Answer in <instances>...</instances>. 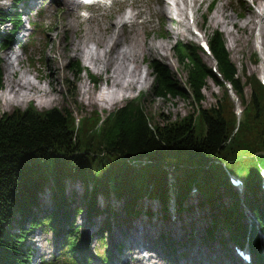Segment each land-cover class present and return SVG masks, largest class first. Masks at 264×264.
<instances>
[{"label": "trees", "instance_id": "obj_1", "mask_svg": "<svg viewBox=\"0 0 264 264\" xmlns=\"http://www.w3.org/2000/svg\"><path fill=\"white\" fill-rule=\"evenodd\" d=\"M211 38L223 81L232 86L245 107L237 128L224 83L213 76L198 56L194 58L195 65L179 58L187 86L169 66L155 63L152 101L186 103L192 111L182 118L160 114L151 119L152 115L149 117L138 101L128 103L102 122L99 118L79 122L81 128L77 129L67 109L53 108L39 112L28 108L23 112L15 110L12 114L0 115V264H30V246L26 242L30 230L46 224L59 232L56 226L58 218L66 213L69 203L66 193L68 181L78 180L93 186L91 195L88 192L84 194L91 202L88 200L87 206H83L86 213L91 214L98 211L97 196L107 197L112 186L117 185L120 175L123 177L128 160L144 156L158 159L164 152L200 157L201 163L212 158L227 163L251 158L230 167V170L248 175L253 173L257 158L252 156L264 150V89L254 86L252 82L255 80L249 79L252 92L250 101H245V85L231 64L225 44L220 41L219 34H213ZM71 69L78 76L80 68L73 66ZM1 77L0 67V88ZM208 77L223 90V97L227 100L225 107H222L225 104L221 100L209 109L202 106L206 99ZM74 86L71 90L68 88L67 97L75 103ZM198 173V170L187 171L188 179L176 181L179 204L188 191L186 184L199 179L206 203L213 209L212 204L223 196L222 189L228 190L229 187L224 171L217 168L210 172V176L196 179ZM45 192H48L51 201V209L46 212L42 203L44 199L38 196ZM81 201L85 203L84 199ZM237 207L234 204L233 211ZM253 207L264 230V212L259 207ZM80 211L83 212L82 208ZM217 216L211 215L213 224L206 233L215 229ZM65 234L69 236L74 231L69 228ZM76 247V241L68 244L72 253Z\"/></svg>", "mask_w": 264, "mask_h": 264}, {"label": "rangeland", "instance_id": "obj_2", "mask_svg": "<svg viewBox=\"0 0 264 264\" xmlns=\"http://www.w3.org/2000/svg\"><path fill=\"white\" fill-rule=\"evenodd\" d=\"M139 2L134 6V10L140 11L142 13L141 17L144 19H147L146 7L141 2L142 0H138ZM144 3H146V0H143ZM216 4L213 8V11H209V2L211 0L206 1L204 4H202L199 8H197L198 12V18H199V25L203 24V18L202 15L205 13V17L207 18V24H204L203 31L206 36L209 35V33L212 32V29H221L224 32L225 39H226V47L228 51L230 52L231 58L233 62L236 64L239 74H242L243 77L244 74L247 75H253L257 74L262 77H264V72H260L262 68H264V61H261L262 63L258 65H254L252 63V55L254 54L255 49L252 51L246 49V44L253 46L259 45V43L264 47V15L259 13V8H255L254 10H250L248 14L245 16V19L242 21L237 20L236 13H239L240 9L236 10L234 8H228V3L226 0H215ZM227 3V6L225 7V14L227 15V18L216 22L211 21V16L213 15V12L217 9V7L221 4L225 5ZM11 2L10 0H0V10H8L10 8ZM129 4H127L128 6ZM158 6H160V3L158 2ZM154 6L153 9L155 7ZM168 10H170V7H166ZM196 8V7H195ZM37 10V8H36ZM155 11V9H154ZM157 12V11H155ZM158 13V12H157ZM109 17L111 20H116L118 17V14H116V10L109 9L105 12H101L100 16L98 17V24L104 23L106 25L108 23L107 18ZM252 20L253 25L246 26V19L249 18ZM37 17H34L33 19H36ZM24 26L21 28V31L18 32L16 35L18 38V44L12 43L10 47H7L4 50H0V57L2 60H4V65L2 68L3 74H4V67L5 63L10 62V58L14 56L12 52H15L19 54L16 47L21 45L25 49H27V53H21L20 61L21 64L15 66V69L17 71L15 76H10V81L16 80V78L23 74V72L27 71L30 74H28V77H33L34 75L40 74L41 78L44 77V79L41 80H35L36 84L38 86L43 85L45 86L46 93L48 94V98H43V102L49 101L50 103L47 104V106H41L40 105V98L39 97H33L30 100H26L25 103H23L21 106L16 105H7L5 106L2 100H0V115L5 114L9 115L12 114L15 110H19L20 112L25 111L28 108H35L39 112H44L47 110H51L53 108H60V109H67L70 110L71 113L74 114L75 119H80L85 116H91L93 112H99L103 117L104 114L109 113L108 111H114L117 109H120L121 107L126 106L129 101L132 100H139L141 104L143 105L144 109L147 110V114L150 117V114L152 115L150 118L152 119L154 116H159L162 114L163 116H167L168 114H172L174 117H185L189 113H191L190 106L186 103H183L181 101L178 102H167L162 100H156L155 103H153V92L151 95L152 90V80L149 81L148 76L147 78L142 77H136V80L131 77L130 80H133L132 88L129 90L121 91L117 87H111V85L106 84L105 79L106 75L101 74L98 72L95 67L90 66L91 68L87 67V62L83 59V57H75V54L67 48V42H70L72 40H78L77 34L83 33L84 25H80L77 27V29H74L72 31H69L68 33H63V29L55 30L56 25L63 26L66 23L61 20L60 18L56 20V22H53V20L49 21V23L44 27V29L39 32H32L27 24L26 19H24ZM165 21V31L168 33V41L169 44H173L174 40H179L180 38L184 41L191 42L190 36L185 33L184 35L174 36L173 31L177 27V23L170 24L167 22V18H164ZM249 27V28H248ZM9 27L4 26L2 27V30L8 31ZM151 29L154 31V27L151 26ZM181 31H184L183 26H180ZM148 36L147 40H152L153 43L163 42L159 40V36L157 34ZM22 32L24 35H22ZM142 38V37H141ZM240 41V44H239ZM34 42H41L45 49L42 48L41 45H35ZM20 43V44H19ZM18 45V46H17ZM42 51V55L40 56V62L37 66L32 65V61L30 59L35 60V58H38L37 53ZM166 49L161 52V54H166ZM12 51V52H11ZM60 52V54H59ZM155 55V54H154ZM262 58L264 60V51H261ZM155 58H162L159 52L156 53ZM146 59V57H145ZM77 60L80 62L81 66L86 68V73L82 72L81 74H78L76 76L75 73H73L71 69V65L74 63V61ZM142 58L137 59V64L139 66L140 72L142 71V68H144L145 60L142 62ZM6 64V65H7ZM31 66V67H30ZM35 68V71L33 68ZM123 69V68H122ZM51 71L54 73L51 75ZM38 72V73H36ZM93 74V76L101 78V83L97 86H93L91 83H89L88 73ZM139 72V73H140ZM99 73V74H97ZM128 73V72H127ZM139 75V74H138ZM148 75V73H147ZM150 76V73H149ZM78 78V79H77ZM32 79V78H31ZM9 81V83H10ZM44 83H42V82ZM130 82V81H129ZM11 84V83H10ZM75 84L74 88L76 89V101L75 103L71 98L67 97L68 88L71 90ZM143 86V87H142ZM250 87L247 88L246 94L249 97ZM4 90V91H3ZM116 91L115 94L113 92ZM8 92L6 87L5 79L3 81V88L0 90V96H3ZM43 93L42 91H39ZM100 94H103L105 97L110 95V101H113L114 99L116 102L110 106L107 107V111L101 110L102 106H96L93 105L88 106L85 102L88 101H98L100 98ZM139 96V98H138ZM205 102L203 103V107L205 109H209L212 107V105L216 104V101L221 100L226 106L227 100L226 97H223V90L214 85L211 81L208 82L207 89L205 90ZM46 99V100H45ZM45 100V101H44ZM138 101V102H139ZM152 101V102H151ZM98 103V102H97ZM51 104V105H50ZM234 110L239 111L241 110V106L238 103L236 105V102H234ZM238 113V112H237ZM176 119V118H175ZM128 179L127 182L124 183L122 187V191L125 190H131L133 189V183L135 178L142 177L143 172L140 173L141 170H137L133 167L128 166ZM147 170L151 173V179L157 180L158 177L161 175V171L158 170L155 166L148 167ZM86 186V185H85ZM75 194L78 195L76 199L73 200V205H76V201L80 197L81 193L85 190V187L83 183L76 182L75 186L73 185ZM72 187L69 189L70 192L72 191ZM69 192V193H70ZM38 196H41V194H38ZM199 196L195 195V199H198ZM111 206L116 205L117 208L121 209V206H118L115 204L118 201H108ZM141 206L145 205H152V207H156L154 211L160 212V206L153 204L152 201L148 199H142L140 200ZM207 211H204L203 208H198L193 210L191 213L184 215L183 213L179 214H170L167 216L169 220H158V224L162 227L163 231H161V235L168 238V235H174L175 240H188L189 238H195V240H198L202 238L203 232L202 229L207 224H209V219L207 220ZM157 214V213H155ZM83 217V215H82ZM78 220V225H81V221ZM142 220L146 221V224L149 225V222H153L152 219L149 217L145 220L144 219H134L130 220L127 218H124V227L125 228H131L132 224L141 222ZM129 221V223H128ZM129 225L131 227H129ZM199 229L200 232H193V228ZM96 227L92 228V231H96ZM169 230H176L173 234H168ZM184 231V232H183ZM51 233V239L49 234H42L40 231H36L34 234V238L31 239V248H36L38 252H42L43 250L46 252L47 256H51V254L54 253L55 249H53V246L56 247V240L54 236V232ZM103 238L105 239L104 242L109 245L120 240L118 235L113 238L111 235H107L103 233ZM162 236H157V239L155 241L150 240L149 236L143 234V238L141 240L144 242L145 245L149 247L135 249L134 250L138 253L141 257H146V254H149L152 249L156 250V253L158 255L162 251H164L166 248V245L169 246V243L163 242ZM91 246L94 248L98 243H96L95 238H93L90 242ZM53 245V246H52ZM139 247H144L143 245H140ZM107 249V246H106ZM104 249L100 248L99 252H102ZM146 251V252H144Z\"/></svg>", "mask_w": 264, "mask_h": 264}, {"label": "bare ground", "instance_id": "obj_3", "mask_svg": "<svg viewBox=\"0 0 264 264\" xmlns=\"http://www.w3.org/2000/svg\"><path fill=\"white\" fill-rule=\"evenodd\" d=\"M31 5H35L38 3V0H30ZM59 2V7L57 12V16H62L63 21L66 23L63 26L56 25L55 30L63 29V33H68L74 29H77L80 24H82L85 19H83L80 15H75L73 18L72 10H70V6L73 5L76 0H57ZM207 0H163L161 1V7L156 9L160 16L167 18V22H171L174 19L179 21V25L182 24L185 26V30H189L190 27H186L184 25V21L189 19L188 16V2L192 4L193 7L201 6ZM259 4L263 5L264 14V0L260 1ZM51 7V6H50ZM48 7V8H50ZM170 7V10L168 8ZM46 8L44 12L48 9ZM141 12L132 13L129 12L126 16H121L118 20L108 22L106 25L104 23L98 24V19L94 17H90L89 22L85 23V31L83 32L82 37L78 40H72L67 42V48H69L74 54L75 57H83L85 62H87L88 66L95 67V69L100 72L102 75H106L105 82L111 87H117L122 92L125 90H129L132 88L133 80H130L131 77L136 80L138 74L143 76V74L139 70V66L137 64V59L145 57L146 54L153 55L154 58L156 53L159 52L161 54L164 51V48L169 49V41L165 40L164 42H158V44L153 43L152 40H146L144 37L140 39V35L137 32V28L142 25L143 27L148 26L147 21H143L141 24L137 22L138 16ZM226 18L224 6L220 5L214 11L212 15V21L219 22ZM177 21V22H178ZM42 22V20L40 21ZM56 22V21H55ZM8 25V18H6L3 14L0 13V33L4 32L2 27ZM98 25V35H93L91 27ZM253 25L252 20L249 18L246 19V26ZM133 27V28H132ZM132 28V29H131ZM127 29V31H124ZM123 32V33H122ZM174 32V31H173ZM182 34V31L176 29L174 33L175 36ZM264 36V34H263ZM240 44V41H239ZM155 54V55H154ZM162 58H167L165 54H161ZM170 64V62H169ZM11 68L10 65L5 66V82L8 92L3 96H0V100H2L5 106L7 105H16L21 106L26 100H30L33 97L40 98V105L47 106L50 102H43V98H48L46 93V88L43 85L38 86L36 84V76L28 77V72L25 71L23 74H20L16 80L10 81V76L15 73L14 71H8ZM123 68V69H122ZM8 71V73H7ZM260 72H264L262 68L259 70ZM128 72V73H127ZM140 72V73H139ZM54 73L51 71V75ZM99 74V73H97ZM32 78V79H31ZM145 78V77H144ZM10 81V83H9ZM130 81V82H129ZM225 86V85H224ZM143 87V86H142ZM45 88V89H44ZM225 89L231 90L233 89L231 85H226ZM4 91V90H3ZM42 91L43 93L39 92ZM116 91L113 92L115 94ZM100 98L98 101H88L85 102L88 106H110L116 102L114 99L110 101V95L105 97L103 94H100ZM139 98V96H138ZM46 100V99H45ZM44 100V101H45ZM139 101V100H134ZM245 101L249 102L250 98L245 97ZM98 102V103H97ZM140 103V101H139ZM243 105L242 100L239 99L236 102V105ZM51 105V104H50ZM141 231H136L132 236L134 239H138L141 236ZM224 240V239H222ZM226 245V247H231L232 244L228 241L221 242ZM130 246V245H129ZM192 248L191 244L188 245L186 251H189ZM205 255L204 253H198V256L202 257ZM119 264H124V258L121 255L118 258ZM144 262H140L139 264H143Z\"/></svg>", "mask_w": 264, "mask_h": 264}]
</instances>
